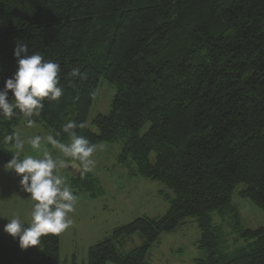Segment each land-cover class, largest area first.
<instances>
[{
	"label": "trees",
	"instance_id": "1",
	"mask_svg": "<svg viewBox=\"0 0 264 264\" xmlns=\"http://www.w3.org/2000/svg\"><path fill=\"white\" fill-rule=\"evenodd\" d=\"M17 41L60 65L62 96L45 98L31 119L62 142L69 120L92 144L120 142L121 163L172 192L162 216L138 217L89 247L88 264H150L159 236L190 217L202 229L194 264H264V226L244 227L236 203L249 199L264 213V0H0V89L17 70ZM102 80L116 92L92 129ZM14 111L11 120L0 116L4 164L16 151L5 137L29 119ZM70 183L101 192L88 172ZM213 213L229 218L243 245L228 250ZM136 233L142 243L119 252ZM40 244L34 257L0 235V264H61V233Z\"/></svg>",
	"mask_w": 264,
	"mask_h": 264
},
{
	"label": "rangeland",
	"instance_id": "2",
	"mask_svg": "<svg viewBox=\"0 0 264 264\" xmlns=\"http://www.w3.org/2000/svg\"><path fill=\"white\" fill-rule=\"evenodd\" d=\"M115 92L116 89L110 83L105 80L100 82L87 123L89 128L96 129L92 121L98 114L110 113ZM16 132H19L20 139L25 141L24 148L20 151V159L26 155L42 156L44 148L50 150L53 157L62 156L46 140H42L40 150H33L27 143L29 138L36 135L41 137L48 134L53 135L43 124L35 123L29 128L27 121L23 119L17 125ZM120 153V142L97 144V149L92 156L95 165L93 170L88 172L98 180L101 186V192L97 196H92L91 192L77 191L71 187V178L78 173L74 169L59 170V174L71 187L73 194L78 197L75 210L69 213L73 222L69 228L61 232V264H88L89 247L110 236L115 228L126 225L141 216L158 218L167 211L170 205L167 196H172V192L159 181L132 173L126 165L120 162ZM2 177L3 180L0 176V235L7 236L19 246V237L6 233L4 226L9 222L8 218L13 216H19L27 226V223L31 221L33 204L36 202L29 198L30 194L23 191L20 184L13 186L16 181L20 182V177L16 173L4 174ZM12 187L18 190H13ZM236 203L241 212V223L244 227L264 226V213L259 207L249 199L236 198ZM212 218L213 224L222 223L219 226L228 237V250H234L239 245H243L244 240L234 232L235 229L228 217L222 218L219 214L213 213ZM201 236L202 229L198 219L187 218L175 230L164 232L159 236L149 249L147 260L150 264H194L195 260L202 255L199 247ZM141 243L142 237L140 233H136L117 244V248L119 252L126 254ZM32 248L34 250L32 255L37 257L42 247Z\"/></svg>",
	"mask_w": 264,
	"mask_h": 264
},
{
	"label": "clouds",
	"instance_id": "3",
	"mask_svg": "<svg viewBox=\"0 0 264 264\" xmlns=\"http://www.w3.org/2000/svg\"><path fill=\"white\" fill-rule=\"evenodd\" d=\"M28 51L27 44L17 41L14 56L18 67L13 76L5 81V87L0 89V116L11 120L16 115L14 109H19L24 116L29 117L27 127L31 128L36 123L31 117L40 115L45 98L58 100L63 94V89L59 86V63L45 60L39 52L29 55ZM72 75H79L81 79L87 78V74H81L79 69H73ZM9 91L14 96L11 101ZM77 127L76 122L72 120L62 125V132L68 135V143L51 134L45 137L36 135L27 140L33 150H40L42 140H46L53 149L62 154L56 157L44 148L42 156L26 155L20 159V151L23 150L25 141L20 139L19 132L5 137V142L14 141L16 149L6 168L15 171L20 177L23 191L29 193V198L36 202L27 226L19 216L8 218L9 222L4 226L6 233L19 237L21 249L39 245L41 237L48 234L58 235L73 222L69 213L75 210L78 197L73 194L59 170L71 168L82 176L91 172L95 165L92 156L97 149V145L75 131ZM79 127L83 128L84 125L81 123ZM56 135L59 136L60 133L57 132Z\"/></svg>",
	"mask_w": 264,
	"mask_h": 264
},
{
	"label": "crops",
	"instance_id": "4",
	"mask_svg": "<svg viewBox=\"0 0 264 264\" xmlns=\"http://www.w3.org/2000/svg\"><path fill=\"white\" fill-rule=\"evenodd\" d=\"M6 165L7 164H4V163H0V176H1V180H3V177L2 176H4V174H10V173H15V171L14 170H9V169H7L6 168ZM7 184H9V183H7ZM16 184H20V182H18V181H16L15 182V184L13 185V186H15ZM11 189H13V190H18L17 188H15V187H12ZM9 204H13V205H15L14 203H12V202H9ZM34 205V204H33ZM3 236H5V235H3ZM7 237V236H6ZM10 239V238H9ZM17 244V243H16ZM41 244H39V245H37L36 247H37V249H38V247H41L40 246ZM19 247V250H21V248H20V246H18ZM34 247V246H33ZM34 250H33V248L32 247H29L28 249H22V253H30L31 255H32V252H33Z\"/></svg>",
	"mask_w": 264,
	"mask_h": 264
}]
</instances>
